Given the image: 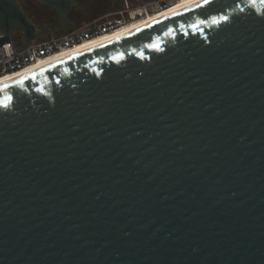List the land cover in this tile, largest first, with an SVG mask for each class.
<instances>
[{
  "label": "water",
  "instance_id": "1",
  "mask_svg": "<svg viewBox=\"0 0 264 264\" xmlns=\"http://www.w3.org/2000/svg\"><path fill=\"white\" fill-rule=\"evenodd\" d=\"M38 1L66 29L76 1ZM45 30L0 0V47ZM5 96L0 264H264L261 0L185 4Z\"/></svg>",
  "mask_w": 264,
  "mask_h": 264
},
{
  "label": "built area",
  "instance_id": "2",
  "mask_svg": "<svg viewBox=\"0 0 264 264\" xmlns=\"http://www.w3.org/2000/svg\"><path fill=\"white\" fill-rule=\"evenodd\" d=\"M159 3L158 0L154 1L153 11L167 7V5H161ZM148 7V3H143L139 7L132 8L126 2L125 9L119 12L120 17L115 19L108 18L101 24L93 23L85 30H76L52 40L24 43L19 47L14 45L13 42L5 43L0 47V77L37 64L40 61H44L69 48L79 46L93 38L113 32L118 26L125 24V22L132 18L148 13L150 11Z\"/></svg>",
  "mask_w": 264,
  "mask_h": 264
},
{
  "label": "bare ground",
  "instance_id": "3",
  "mask_svg": "<svg viewBox=\"0 0 264 264\" xmlns=\"http://www.w3.org/2000/svg\"><path fill=\"white\" fill-rule=\"evenodd\" d=\"M197 0H177L174 3H171L165 8L162 9H156L152 12H148L143 16L135 17L129 20L128 22H125V24L118 26L116 29L113 30V32L101 35L99 37L93 38L91 40H88L84 42L83 44L69 48L67 50H64L63 52H60L44 61H40L37 64L30 65L22 70L14 71L12 73H8L4 76L0 77V84H3L7 81L13 80L17 77L23 76L25 74H28L32 71L38 70L40 68H43L47 65H50L54 62H57L63 58H66L68 56L74 55L76 53L82 52L84 50L90 49L92 47L101 45L103 43H106L108 41H111L115 38L124 36L125 34L135 31L137 29H140V27L145 26L147 24H150L154 22L157 19H160L168 13L182 7L185 4L196 2ZM139 18V19H138Z\"/></svg>",
  "mask_w": 264,
  "mask_h": 264
},
{
  "label": "flooded vegetation",
  "instance_id": "4",
  "mask_svg": "<svg viewBox=\"0 0 264 264\" xmlns=\"http://www.w3.org/2000/svg\"><path fill=\"white\" fill-rule=\"evenodd\" d=\"M29 1H31V0H29ZM35 1L39 5L42 6V8L44 10V13H43L44 16H43V18L46 21H44L45 23L40 28L36 24H34V25H35V27H36L37 30H40L41 28H46V30L42 34L38 35L37 38L34 41L51 40L53 38H51L50 36L53 35V37H54V36H57L58 33L65 32V29H62L61 28V23H60L59 17L57 15V13L55 12V10L52 7H50V6H46V5L41 4L37 0H35ZM75 1H76V4L75 5H72L71 8L69 9L68 13H67V16H68V19H69V22L70 23L66 27V29L68 27H73L74 26L73 21H72L73 11H75L79 7L78 6L79 5V0H75ZM88 1L90 2L92 0H88ZM114 1H116V3H117V5H118L119 8H115L114 10H112V8L111 9L108 8L107 11H106V8H105L106 2L103 1V5L104 6L103 5H99V6H103V8L101 10H103L104 13L103 12L101 14L99 13L98 16L87 27H90L93 23H99V24H101L104 20H107L108 18L115 19V18L120 17L119 16V12L121 10L125 9L126 2L130 3L129 1H131V0H119V1L118 0H114ZM142 2H145V1H142ZM109 3H110V1H109ZM131 3H132V1H131ZM110 4H112V0H111V3ZM141 4H143V3H139L137 6L136 5L135 6L129 5V7L136 8V7H139V5H141ZM126 16H127V14H126ZM85 29H82V30H85ZM78 31H80V30H78ZM0 34H1V31H0ZM15 37H18V38H15ZM22 38H23V34L21 32L16 31V32H13L12 33V35H11V41L10 42H13V43L14 42H16V43L18 42L19 45H16V46L19 47V46L22 45V43H21L22 41L21 40L24 39V38L23 39ZM56 38H59V37H56Z\"/></svg>",
  "mask_w": 264,
  "mask_h": 264
},
{
  "label": "rangeland",
  "instance_id": "5",
  "mask_svg": "<svg viewBox=\"0 0 264 264\" xmlns=\"http://www.w3.org/2000/svg\"><path fill=\"white\" fill-rule=\"evenodd\" d=\"M21 1L24 2L25 4L29 3L27 5V7L29 8V10L31 12H33V15L35 16V18L37 16V14L39 16L40 12L43 10L42 6L39 5L35 0H31V1L21 0ZM103 1L106 2V5H105L106 11L108 8H110V9L112 8V10H114L115 8H119L116 1H114V0H112V4H110L111 0H109L110 3L108 0H103ZM103 1L102 0H92L89 2L88 0H79V5H78L79 7L75 11H73L72 21H73L74 26L68 27L67 29H65V32L58 33L57 36L53 37V35H52L50 37L54 39L56 37H61L63 35H66L67 33L74 32L76 30L85 29L98 16L99 13L101 14L103 12V10H101L104 6ZM131 1H132V3H131ZM131 1H129L130 2L129 5H133V6L136 5L137 6L139 3H146V4L148 3L149 4L148 10L150 8V11L152 12L154 9L153 7H154V1L155 0H142L145 2H142L141 0H131ZM158 1L160 2L159 4L168 6L177 0H158ZM99 5H103V6H99ZM36 12H37V14H36ZM42 13H43V11H42ZM38 16H37V21L40 24H44L45 23L44 21H46L43 18L44 15H42V18H39ZM14 45H19V44H18V42L17 43L14 42Z\"/></svg>",
  "mask_w": 264,
  "mask_h": 264
},
{
  "label": "snow or ice",
  "instance_id": "6",
  "mask_svg": "<svg viewBox=\"0 0 264 264\" xmlns=\"http://www.w3.org/2000/svg\"><path fill=\"white\" fill-rule=\"evenodd\" d=\"M207 2H208V0H204V3H207ZM252 2L254 3L255 0H252ZM261 2L264 3V0H261ZM219 19L220 20H226L227 17L226 16H220ZM212 20H213V23H217L218 22L215 17H213ZM191 27L195 28L196 25H192ZM151 46L152 47H158L157 45H151ZM17 83H20L22 85L23 84V80L21 79V80L17 81ZM3 87L4 88H7L8 85L7 84H4ZM11 99H12L11 96H5L4 99H3V101H0V104H2L3 107H8L9 101H11Z\"/></svg>",
  "mask_w": 264,
  "mask_h": 264
},
{
  "label": "trees",
  "instance_id": "7",
  "mask_svg": "<svg viewBox=\"0 0 264 264\" xmlns=\"http://www.w3.org/2000/svg\"><path fill=\"white\" fill-rule=\"evenodd\" d=\"M38 1V0H37ZM18 2L20 3V5H21V7H22V9L26 12V14L28 15V17H29V19L33 22V24H36L39 28L43 25V24H40L38 21H37V16H38V14H37V12H36V14H37V16H36V18H35V16L33 15V12H31L30 10H29V8L27 7V5L29 4V3H27V4H25L24 2H22L21 0H18ZM39 2V1H38ZM44 5V4H43ZM43 11V13H44V10H42ZM42 11L40 12V14H39V18H42V15H43V13H42ZM44 20V19H43ZM15 38H18V37H15ZM23 39V38H22ZM22 42V44H24V39L23 40H21Z\"/></svg>",
  "mask_w": 264,
  "mask_h": 264
}]
</instances>
